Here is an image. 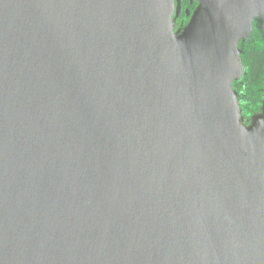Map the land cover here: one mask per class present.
<instances>
[{
    "label": "water",
    "instance_id": "1",
    "mask_svg": "<svg viewBox=\"0 0 264 264\" xmlns=\"http://www.w3.org/2000/svg\"><path fill=\"white\" fill-rule=\"evenodd\" d=\"M190 1L0 0V264H264V0Z\"/></svg>",
    "mask_w": 264,
    "mask_h": 264
},
{
    "label": "trees",
    "instance_id": "2",
    "mask_svg": "<svg viewBox=\"0 0 264 264\" xmlns=\"http://www.w3.org/2000/svg\"><path fill=\"white\" fill-rule=\"evenodd\" d=\"M184 3L193 6L189 0H184ZM254 30L255 41L246 46L243 54L245 73L239 80L234 81L242 121L245 124L251 123L253 117L262 111L264 100V44L260 40L262 31L258 28Z\"/></svg>",
    "mask_w": 264,
    "mask_h": 264
},
{
    "label": "flooded vegetation",
    "instance_id": "3",
    "mask_svg": "<svg viewBox=\"0 0 264 264\" xmlns=\"http://www.w3.org/2000/svg\"><path fill=\"white\" fill-rule=\"evenodd\" d=\"M191 5H194L195 2H191L189 0ZM193 7V6H192ZM193 9L191 10V6H188L187 4L184 3V0H181V8H180V12L177 13V1L175 0V9L174 12L171 16V20L174 21V26H173V30L176 33H181L183 32V30L185 29V27L187 26L191 15L193 13ZM253 33H254V29L258 28L259 30H261L264 33V30L261 28L260 23L258 21H254L253 22ZM264 97V96H263ZM250 123H247V125H249Z\"/></svg>",
    "mask_w": 264,
    "mask_h": 264
},
{
    "label": "rangeland",
    "instance_id": "4",
    "mask_svg": "<svg viewBox=\"0 0 264 264\" xmlns=\"http://www.w3.org/2000/svg\"><path fill=\"white\" fill-rule=\"evenodd\" d=\"M197 3L195 5H193V7L191 6V10H195L196 7H197ZM254 28V27H253ZM254 35L252 33V35L247 38L246 40H239L238 44H237V48L239 50V53H240V57H241V61H242V65H243V74L245 73V69H246V65L243 61V54H244V51H245V48L246 46L251 43L253 40H254ZM257 39V38H256ZM260 40L261 42L264 44V33H260ZM255 41V40H254ZM233 86H234V82H233ZM235 89V88H234ZM236 91V90H235ZM237 92V91H236ZM239 102V101H238ZM251 124V123H250Z\"/></svg>",
    "mask_w": 264,
    "mask_h": 264
}]
</instances>
